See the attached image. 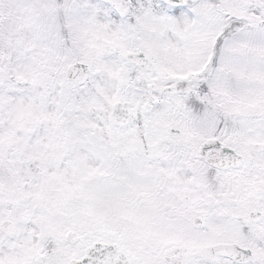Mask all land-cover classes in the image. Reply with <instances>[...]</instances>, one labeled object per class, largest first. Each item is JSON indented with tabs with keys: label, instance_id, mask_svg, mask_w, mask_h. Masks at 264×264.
Returning a JSON list of instances; mask_svg holds the SVG:
<instances>
[{
	"label": "snow or ice",
	"instance_id": "snow-or-ice-1",
	"mask_svg": "<svg viewBox=\"0 0 264 264\" xmlns=\"http://www.w3.org/2000/svg\"><path fill=\"white\" fill-rule=\"evenodd\" d=\"M0 264H264V0H0Z\"/></svg>",
	"mask_w": 264,
	"mask_h": 264
}]
</instances>
